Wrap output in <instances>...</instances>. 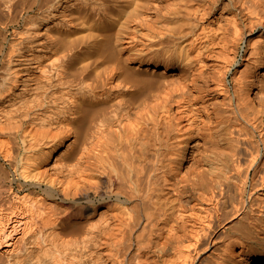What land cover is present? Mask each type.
I'll list each match as a JSON object with an SVG mask.
<instances>
[{
	"label": "bare ground",
	"instance_id": "bare-ground-1",
	"mask_svg": "<svg viewBox=\"0 0 264 264\" xmlns=\"http://www.w3.org/2000/svg\"><path fill=\"white\" fill-rule=\"evenodd\" d=\"M0 264H264V0H0Z\"/></svg>",
	"mask_w": 264,
	"mask_h": 264
},
{
	"label": "rangeland",
	"instance_id": "rangeland-1",
	"mask_svg": "<svg viewBox=\"0 0 264 264\" xmlns=\"http://www.w3.org/2000/svg\"><path fill=\"white\" fill-rule=\"evenodd\" d=\"M239 16V21H241L240 23H241V25H242V28H244V26H246V28H244L243 30H245V29H247V22H248V18H246V16L244 15V14H242L241 12H240V14L238 15ZM245 16V17H244ZM244 19H243V18ZM245 23H246V25H245ZM256 25V27L254 26V29H255V31H254V33L251 35V36H256V35H258L259 33H260V31H261V29H258V26H257V24H255ZM248 27H249V25H248ZM259 31V32H258ZM258 32V33H257ZM243 37V38H242ZM242 37L241 38H239V41L237 42V43H239V44H237L236 45V47H235V52H236V55H237V59L239 60L238 62H236L235 64H234V67L232 68V71H229L228 72V74L227 75H229V76H227V83H228V85H230V87L232 86L231 84H232V81H231V76H232V72H233V70H234V68L237 66V64H239L240 62H242L243 61V56H245L247 53H248V48L249 47H247V46H249V44H248V42H249V37H247L245 34H242ZM247 37V38H246ZM243 40V42H242V40ZM247 39V40H246ZM243 44V45H242ZM244 46V47H243ZM180 48V47H179ZM178 48V49H179ZM238 53V54H237ZM242 54H244V55H242ZM177 55H178V57H177ZM175 57H173V59H174V63H175V65L177 66L176 68H183L181 65V63L179 62V59L180 60H182L183 59V55L181 54H177ZM176 58V59H175ZM182 58V59H181ZM242 60V61H241ZM176 62H177V64H176ZM181 64V65H180ZM180 66V67H179ZM229 78V79H228Z\"/></svg>",
	"mask_w": 264,
	"mask_h": 264
}]
</instances>
